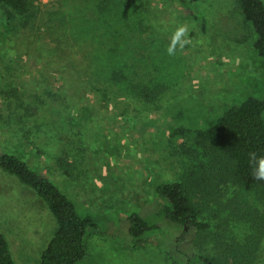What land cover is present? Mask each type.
<instances>
[{
    "label": "rangeland",
    "instance_id": "rangeland-1",
    "mask_svg": "<svg viewBox=\"0 0 264 264\" xmlns=\"http://www.w3.org/2000/svg\"><path fill=\"white\" fill-rule=\"evenodd\" d=\"M186 2L36 0L14 18L0 8V153L49 174L94 217L98 230L79 264H174L168 222L157 219L164 201L156 187L180 180L208 155L194 135L174 138V130L194 128L196 118L221 115L249 97L264 99V61L239 1ZM181 25L188 29L184 46L170 56ZM115 71L126 80L115 81ZM138 84L165 90L148 104L133 89ZM23 104L38 108L34 126L7 119L9 110L23 113ZM224 202V213L217 206L205 213L215 231L219 215L264 211V195L235 186ZM134 212L164 228L138 250L126 246ZM56 226L35 191L0 169V234L16 262L41 264ZM223 228L241 243L262 237L253 264H264V229L241 218Z\"/></svg>",
    "mask_w": 264,
    "mask_h": 264
},
{
    "label": "trees",
    "instance_id": "trees-1",
    "mask_svg": "<svg viewBox=\"0 0 264 264\" xmlns=\"http://www.w3.org/2000/svg\"><path fill=\"white\" fill-rule=\"evenodd\" d=\"M36 0H0V8L9 18L27 15ZM187 5L186 0H181ZM248 24L254 28V48L264 61V0H238ZM115 81L126 80L122 71H115ZM141 99L154 104L163 94V87L151 89L134 85ZM23 113L9 110L7 119L34 126L38 108L23 104ZM8 113V110H7ZM12 117V118H11ZM14 117V118H13ZM196 118V126H180L173 137L194 135L198 144L207 152V161L186 171L180 180L172 183L159 182L156 190L164 201L157 219L168 222L169 258L174 264H253L262 243V237L251 235L245 243L229 238L223 228L232 219L241 218L260 231L264 229V211L248 208L221 219L219 231H215L205 213L217 206L221 213L230 208L224 198L231 186L264 195V181L252 177L257 162L249 161V153L264 155V99L249 97L243 103L227 109L215 117ZM20 123V124H21ZM68 177L72 173L62 158L58 161ZM0 169L15 176L30 187L45 202L57 224L43 252L41 264H79L88 256L87 239L97 232L98 225L90 214L80 212L73 197L41 170L34 169L19 155L0 153ZM126 246L131 250L144 247L146 236L164 231L159 220H152L141 212H134L128 218ZM182 229V230H181ZM264 236V230H263ZM0 264H18L6 236L0 234Z\"/></svg>",
    "mask_w": 264,
    "mask_h": 264
},
{
    "label": "clouds",
    "instance_id": "clouds-1",
    "mask_svg": "<svg viewBox=\"0 0 264 264\" xmlns=\"http://www.w3.org/2000/svg\"><path fill=\"white\" fill-rule=\"evenodd\" d=\"M187 31L188 29L186 25H181L177 28L176 32L172 36V42L167 49L168 55H175L177 44H179L181 48L184 46V43L181 41V37H184ZM249 161L250 163L252 161H256L258 165L257 167L253 168V179L264 181V155L258 156L257 153L250 152Z\"/></svg>",
    "mask_w": 264,
    "mask_h": 264
},
{
    "label": "built area",
    "instance_id": "built-area-1",
    "mask_svg": "<svg viewBox=\"0 0 264 264\" xmlns=\"http://www.w3.org/2000/svg\"><path fill=\"white\" fill-rule=\"evenodd\" d=\"M44 1H46V0H44Z\"/></svg>",
    "mask_w": 264,
    "mask_h": 264
}]
</instances>
